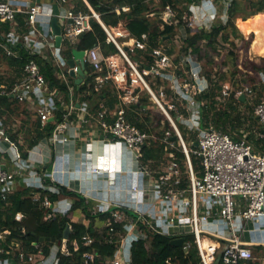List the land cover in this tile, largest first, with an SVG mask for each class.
I'll list each match as a JSON object with an SVG mask.
<instances>
[{
    "label": "built area",
    "instance_id": "built-area-1",
    "mask_svg": "<svg viewBox=\"0 0 264 264\" xmlns=\"http://www.w3.org/2000/svg\"><path fill=\"white\" fill-rule=\"evenodd\" d=\"M56 1L60 4L58 12L41 2L29 3L27 7H22L11 0H0L1 20L10 22L12 27L19 28L18 14H25L26 27H30L29 32H23L24 34H18L19 30H16L17 32L10 30L11 32L4 34L0 41V47L8 55L17 54L14 49L16 46H22L30 55L24 64L21 80H18L10 90L8 86L0 84V94H11L21 103L35 104L36 115L42 127L55 117L58 109L64 112L63 121L57 123L49 137L41 139L29 150L26 157L22 153L17 154V146L8 135L6 122L0 117V208H3L9 196L16 191L19 181L26 180L28 176L44 177L45 174L35 169L39 164L44 166L50 162L53 159L52 153L57 156L64 155V148L70 141L68 132L73 124L71 116L78 109L74 99V87L70 85L67 74V71L70 73L72 69L68 65V60L55 54L57 58L53 59L55 64L52 65L55 73L69 84V101L66 100L62 91L51 90L36 59L37 56H44L43 47L50 50L56 47L55 38L39 24L41 18H48V20L53 17L58 18L62 29V42L75 45L79 36L91 29L90 20L95 17L107 33V42L113 43L118 52L105 55L101 46L95 45L83 51L81 61L86 66L89 64L92 67L96 91H100L111 82L122 90L120 102L113 109L104 106L98 112L96 117L98 126L106 140L123 142L134 153L138 172L143 177L152 178L154 192L158 198L157 204L154 205L157 209L154 211L145 213L129 209L134 216L128 215L122 205L112 206L106 200L99 202L94 211L96 213L110 212L112 215V219L107 220L110 234L106 238L109 242L118 243V249L110 262L129 264L133 242L147 239L150 233H159L174 239L193 234L202 264H212L219 251L224 264H248L250 261H255L256 257L251 246L242 242L241 234L246 231L248 222H255L264 216V151H258L247 139L234 140L229 133L213 125L209 128L203 127L205 102L200 100L199 95L209 88L203 62L193 56L191 49L185 53L180 52L189 36V29L210 31L218 19L227 22L233 0H197L191 4L184 2L185 4L181 5L183 7L182 22L178 18V9L168 4L161 11L160 18L164 24L174 25L180 22L179 31L173 37L177 47L171 54L163 47L154 48L151 52L154 60L146 64L143 56L138 54L140 51L149 49L147 33L142 34L141 37H135L122 22L117 26H107L88 0L84 1L92 14L76 11L70 0ZM152 1L156 4L159 0ZM207 6H210L212 10ZM219 6H222V14ZM123 9L127 10L128 7L125 6ZM147 15L153 17L156 12L150 11ZM73 69L77 72L78 66L75 65ZM178 70H183L184 76L179 75ZM150 76H159L170 82L172 90L188 113L187 115L178 114L180 122L190 132H197L194 146L186 142L170 113V110H177L176 105L168 103L166 107L163 104L151 87L148 78ZM260 76L264 83V74ZM143 91H148L152 95V99L170 120L182 151L186 155L185 170L177 162L175 152L168 148L166 149L169 151L166 167L158 176H154L147 167L141 165L144 146L147 145L151 135L128 120L126 106L137 103ZM229 91L230 87L225 85L221 95L229 96ZM253 91L251 87L242 89L236 92V96L247 95L250 98V95L253 96ZM88 113L89 110L86 109L84 123H90V118L93 116ZM255 113L264 126V98L256 105ZM171 135V131L167 130L164 140L169 142ZM261 135L264 137V133ZM46 147H51L50 161L45 151ZM171 147H174V143H171ZM193 156L201 160L200 170L194 167ZM92 171L105 179L114 177L116 173L112 166L108 168L93 166ZM51 177L52 181L56 182L55 177L53 175ZM42 189L50 191L49 189H56V186L43 184ZM134 190L142 189L134 186ZM41 195L42 192L38 191L34 196ZM42 206L47 210L46 219L50 220L65 215L71 210V206L61 207L58 201L51 200L48 195L44 196ZM122 220L126 221L123 233L118 232L116 228ZM69 227L72 231L71 224ZM19 229L21 235H24L25 226ZM9 235H11L10 228L1 229L0 241L7 242ZM207 235L220 240L222 246L220 248L213 245L204 246ZM94 241L95 238L90 234L83 236L85 245H90ZM32 245L38 250L39 256L44 255L40 242H33ZM191 245L190 241L184 242L186 250ZM8 246L7 248L0 246V264H57L58 255H72L79 250L80 241H70V238L64 236L61 243L54 245L49 255L38 262H36L37 254L34 251L23 249L22 239H13ZM2 254L7 257L1 258ZM95 257L96 254L93 251L84 254L86 263L94 261Z\"/></svg>",
    "mask_w": 264,
    "mask_h": 264
},
{
    "label": "trees",
    "instance_id": "trees-1",
    "mask_svg": "<svg viewBox=\"0 0 264 264\" xmlns=\"http://www.w3.org/2000/svg\"><path fill=\"white\" fill-rule=\"evenodd\" d=\"M70 1L74 4L76 11L92 14L84 0ZM88 1L96 12L100 14L101 19L107 26H117L122 22L135 37H141L144 33L149 35V49L140 51L138 54L139 56H143L146 64V62H152L154 60V57L151 56V52L156 47H163L164 50L170 54L175 51V46L169 47L167 43L170 42L179 31V24L182 22L183 11L181 5H183L185 1L191 4L197 0H159L157 4H154L152 0ZM168 4L178 9V18L180 20L178 24H164V21L160 19L159 15L161 11H163ZM125 6L128 7L127 10L123 9ZM150 11L156 12V15L148 17L147 14ZM241 13H244L243 20L246 24L245 28H247V30L253 28L256 20L260 15L264 14V0H245V4H243L241 0H233L229 9V19L227 22L218 19V22L210 31L205 29H189V36L186 38L185 44L180 52H188V50L191 49L193 56L203 62L205 69V64L210 60L211 50H214L218 55L221 42L234 43L232 34L238 38L243 37V35L239 34L235 23V18ZM17 19L24 28L26 15L18 14ZM90 23L91 29L79 36L75 45H69V50L67 51L68 57L73 55L75 50L84 51L95 45H100L105 55L118 52L117 47L113 43L107 42V33L101 23L95 17L91 18ZM10 29V22H5L0 19V40H2L4 33H8ZM25 29L26 28H24L23 31ZM229 29H231V31H229ZM253 33L255 37L258 35L257 32ZM14 49L17 51V54L8 55L4 52L2 47L0 48V58L8 65L12 72L8 78L0 76V84L8 86L9 90L23 77L24 64L30 58L29 52L22 46H16ZM255 52L256 54L264 55V51L256 50ZM229 54L237 58V54L234 52L230 51ZM36 59L41 66L42 72L51 90L62 91L68 96L69 84L61 79L58 73H55L53 65L42 58ZM177 61H179L178 58ZM237 66L238 64L235 65V68ZM252 68L255 74L246 79V84L250 85L253 90L260 89V83L262 82L260 75L264 74V59L263 64L252 63ZM236 69L235 72H237ZM86 70L89 72V75L79 89H77L75 85L74 78L70 75L69 71H67L70 85L74 87L75 95L80 96L81 100H103L107 106L114 108L116 104L120 102L122 90L118 89L117 86L111 82L105 85L100 91H96L93 82L94 76L92 75L93 69L88 64ZM178 73L184 76L183 70H178ZM207 76L210 81L209 88L206 92L199 95L200 100L205 102L202 119L203 127L209 128L213 125L217 129L229 133L236 141L243 138H247L248 141H251V139L253 140L255 135L253 133L245 134L243 130H246L245 124L248 121H256L257 117L254 114L255 104H258L264 95L260 98L257 96L254 104L248 100L247 95L237 97L236 91H232L228 103L222 106L219 104L218 98L221 95L223 85L220 84L219 80H214L209 74H207ZM148 78L152 89L166 107L170 102L176 105L177 110H170V113L179 126L186 142L194 146L193 142L197 139V132L193 131L188 135V128L180 122L178 114L183 113L187 115L188 113L177 94L172 90L170 82L159 76H150ZM162 85L164 87L160 90V86ZM261 87L264 89V83ZM19 104L25 103L19 102L11 94H0V117L6 120V116L12 112L14 113L15 107L19 106ZM154 107L159 106L152 99V95L148 91L141 92L140 99L137 103L126 106L128 120L151 135L147 145L144 146L143 160L153 168L158 167V164L164 156L165 147L167 145V142L164 140L166 131L170 130L172 135L169 137L168 143H174L172 150L177 156V162L185 170L186 155L182 151V147L178 146L179 139H173L174 136H176V132L170 120L162 111L161 117L155 116L153 112ZM242 108L248 111V114L242 111ZM100 109V103H97L93 108V112L98 114ZM26 110V108L23 110L24 115L27 113ZM63 113L62 109H58L55 117L52 118L45 127H42L39 118L35 117L36 122L32 124L28 135L25 136V141L29 147L37 144L41 139L49 137L57 123L63 121ZM259 142L263 143L262 148H264V137L260 138ZM24 155L26 156L27 153H24ZM192 161L194 167L200 170L201 160L193 156ZM185 183L186 181L184 184ZM61 190L64 194L76 197V201L67 214L60 215L52 220L46 219L47 210L42 206V201L45 195H48L51 200L55 201L58 198L57 194L43 190L41 191V196L35 197L30 195L29 189L26 188H21L12 193L3 208H0V230L3 228L11 229V235L8 236L7 242L0 241V246L7 248L9 247L8 244H10L13 239H22L23 249L26 251H34L37 254L36 262H38L49 255L54 245L61 243L66 227L71 224L72 231L70 241H80V248L69 256L59 254L57 264H112L110 260L114 257L118 249V243L109 242L106 238V236L110 234L109 228H106L103 235L97 236L91 224L86 226L82 222L73 221L75 210L81 206L85 209V213L89 219L95 217H101L104 220L112 219L111 213L101 212L98 215H92L88 209L86 200L81 195L64 187L61 188ZM124 211L128 215L134 216L131 210L124 208ZM125 222V220H122L116 225L118 232H125ZM21 226H25L26 228L24 235H21V230L19 229ZM86 234H90L95 238V241L90 245H85L83 243V236ZM41 237L50 238V241H41ZM53 238H55V241L52 240ZM182 238H184L185 242H192L188 250H186L184 246H177L174 244V237L159 233H150L147 239H139L133 242L129 264H202L199 248L194 241V235L188 234ZM36 241L40 242L42 245L44 255L39 256L38 250L32 245V243ZM210 243L211 241L208 239L204 240V246L209 247L211 246ZM254 248L256 250H261L264 246L257 245L254 246ZM88 251H93L96 257L94 261L86 263L84 254ZM6 257L5 254L1 255V258ZM212 264H224L221 251L217 253L216 260ZM248 264H260V262L255 260L250 261Z\"/></svg>",
    "mask_w": 264,
    "mask_h": 264
},
{
    "label": "crops",
    "instance_id": "crops-1",
    "mask_svg": "<svg viewBox=\"0 0 264 264\" xmlns=\"http://www.w3.org/2000/svg\"><path fill=\"white\" fill-rule=\"evenodd\" d=\"M11 1L15 2L16 4H20L22 7H27L29 3L41 2L47 5V7L52 8L55 12H58L60 5L56 0H11ZM208 8L212 10L210 6ZM54 20H56L57 25L61 27L60 22L56 17H53L50 20H48V18H41V22L39 23L41 24L42 28H46L49 31L50 35L55 38L54 41L56 47L54 50L52 49L53 51L50 50L49 48L43 47L42 50L44 56L43 55H42L43 57L37 56V58H42L49 63H51L52 61L51 64H55L53 59L55 58L54 60H56L57 56H61L66 60L72 59L74 57V54L69 57L67 56V51L69 50L68 44H65L64 42H62V40L59 45L57 44L58 35L54 33V23H55ZM20 26L19 28L15 26L14 27L11 26L10 30L11 31L19 30L18 34H24L23 32L25 33L29 32L30 27L28 28L26 27V22L24 27L26 29L24 31H23L24 28L22 27L21 24ZM52 53H54V55ZM55 54H57V56ZM207 80L210 85V81L208 78ZM260 84L261 85L263 84V80ZM163 87H164L163 85L160 86V90H162ZM65 97L66 100L69 101V96L65 95ZM226 97L228 96L220 95L218 99L220 101H223L224 99H226ZM247 98L252 103L250 98L249 97ZM74 99L76 100L78 109L74 111L71 116L73 120V124L71 125L72 127L69 129L68 132L70 136V141L64 148V155L57 156L55 153L51 152L50 150L51 147L48 148L46 147L45 151L46 154L48 155V160L50 161L52 159L50 155L52 153L53 155L52 160L54 161L51 160L44 166L39 164L35 169V171L45 174L44 177L41 178L39 176L37 177L28 176L26 180H21L17 183L16 191L21 188H26L29 189L30 195L34 196L38 191L44 190L42 189L43 184L44 185L47 184L49 186H56V189H49L50 192H53L58 195V198L55 201H58L61 207L71 206L72 208V206L76 201V197L68 194H64L61 190V188L64 187L70 191L76 192L77 194L81 195L86 200V204L88 205V209L90 210V212L92 210L91 212L92 215L99 214L96 213L94 210L95 208H97L99 202L102 200H106L112 206H115V204H119L122 205L124 208L137 210L145 213L156 210L157 207L154 205L157 204L158 198L154 192V185L152 178L148 176L145 177L141 176V174L138 172V165L136 164V161L134 159V153L126 146V144H124L123 142H111L109 140H106L102 130L98 126L96 120L97 114L93 112V108L95 107V105L97 103H100L101 109L104 106L107 107L108 109H113V108L107 106L105 104V101L103 100L102 101H99L97 99H93L92 101L84 100V99L81 100V97L75 95V93H74ZM26 105H27V109H33L32 117L33 116L37 117L35 104L28 103ZM86 109L89 110L88 114L93 115L90 118V123H84L83 121ZM254 114L257 117L255 111ZM252 123H256V124L258 123L260 124V126L257 127L256 124H252ZM246 125H248V127H246ZM245 127L246 130L245 129L243 130L245 134L253 133L255 135V138L250 142L253 143V145L258 151H264V148L258 145L255 141V139L259 140L260 138H263L261 134L264 133V126L260 122L258 117L254 122L248 121L245 124ZM29 131L30 130H28V133ZM7 132L10 139L17 146L16 148L17 154L22 153V155L25 156L24 153H28L29 150H31L35 145L39 143L38 142L32 147H29V145L25 141V136L23 133H21L20 129L10 131V127L7 126ZM171 143L173 142L170 143L167 142L164 156L160 161V163L158 164L157 168H161V169L156 170L157 168H153L148 163H145L143 158L141 160L142 161L141 165L147 167L153 173L154 176H158L166 167L168 161L167 153L169 152L166 149L168 148V150H172ZM49 166H51V168H49ZM93 166H99L101 168H108L109 166H112L116 171L115 176L107 179L101 178L100 176H97L96 174L93 173L92 171ZM51 175L55 177L56 182L52 181ZM134 186H138L142 190L135 191ZM80 210L82 212L81 215L82 217L79 218L74 216L73 221L82 222L86 226H89L91 224L97 236L103 235L106 231L108 221L102 219L106 223L105 224L98 223L96 221L97 217L91 219L87 217L83 206L78 207L75 210V212ZM104 225H105L104 229H101V227ZM205 239H207V236H205ZM241 239L242 242L248 243L251 246V248L257 245L264 246V216H261L255 222L254 221L248 222L246 224V231L241 234ZM208 240L211 241L210 245L216 246L218 248L222 246V242L217 238L210 237ZM261 250L263 251L264 248ZM257 261H259L260 264H264V258L262 259V261L260 260Z\"/></svg>",
    "mask_w": 264,
    "mask_h": 264
},
{
    "label": "rangeland",
    "instance_id": "rangeland-1",
    "mask_svg": "<svg viewBox=\"0 0 264 264\" xmlns=\"http://www.w3.org/2000/svg\"><path fill=\"white\" fill-rule=\"evenodd\" d=\"M186 2V1H185ZM243 4H245V0H241ZM159 3V1L157 2ZM156 3V4H157ZM153 4V3H152ZM185 4V3H184ZM220 13H223L222 6H219ZM258 14V13H257ZM261 16V15H260ZM160 17V15H159ZM244 13L239 14L238 17L235 18L236 27L238 29L239 34L243 35V37H236L232 34V39L234 40V43L231 42H221L219 45V54L217 55L214 50H211V56L209 62L205 64V70L204 74L206 77L207 74H209L214 80H219L220 84L230 87L229 96L226 97L223 101H220V105H225L229 101V97L231 95L232 91H240L242 89H249L250 85L246 84V79L250 78L251 76H254L255 71L252 68V63L257 64H263L264 55L256 54V52L252 49L253 43L260 34V30L257 29V27L254 26L251 29L245 28V22L243 20ZM161 19V18H160ZM231 31V29H229ZM253 32H257L258 35L255 37V34ZM175 45V48L177 47V43L173 41V39L168 42L169 46ZM67 47V45H66ZM232 51L235 54H237L236 57H232L229 52ZM185 53V52H184ZM225 64V65H224ZM238 64V66L235 68V65ZM235 69L237 72H235ZM12 72L10 71L9 67L5 62L0 58V76L4 78H8V76ZM248 92V91H247ZM222 94V93H221ZM264 95V89L260 86V89H256L253 91V96L250 95V100L252 103L255 104V98L258 96L259 98ZM264 98V97H263ZM223 99V98H222ZM257 104H255L256 107ZM27 109L26 104H19V106L15 107V112L8 114L6 116V125L10 127V131L14 130H21V133L24 134V136H27L28 130L31 129L32 124H34L36 121V118L33 116V109H27L26 115H24L23 110ZM242 111L246 112L248 114V111H245L244 108H242ZM255 111V110H254ZM153 112L155 116L161 117V108L154 107ZM28 116V118H27ZM27 118V119H26ZM256 124V123H252ZM256 126H260V124H256ZM248 127V125H246ZM187 134L190 135L191 132L189 129H187ZM252 140V139H251ZM256 143L263 146V143L259 142V140H256ZM178 146H181L180 143ZM51 168V166H49ZM161 169L157 168L156 170ZM92 212V210H91ZM82 212L77 211L75 212L74 216L81 218ZM96 221L98 223L105 224L106 222L102 220V218H96ZM105 225L101 227V229H104ZM210 236L207 235V239H209ZM253 254L255 255L257 260L262 261L264 258V250H256L254 247H252Z\"/></svg>",
    "mask_w": 264,
    "mask_h": 264
},
{
    "label": "water",
    "instance_id": "water-1",
    "mask_svg": "<svg viewBox=\"0 0 264 264\" xmlns=\"http://www.w3.org/2000/svg\"><path fill=\"white\" fill-rule=\"evenodd\" d=\"M54 33L57 34V44L59 45L61 40H62V36H61V27L57 25L56 20H54ZM84 55L83 51H79V50H75L74 51V58L69 59L68 60V65L72 68L70 71V75L75 79V85L77 87V89H79L81 87V85L85 82L88 72L86 70V65L85 63H83L81 61L82 57ZM75 65L78 66V70L77 72L74 71L73 67H75ZM174 140L177 139V136H174L173 138ZM71 235V229L69 227V225L66 227L65 231H64V236L66 238H70ZM41 241H50V238H44L41 237L40 238ZM53 241H55V238L52 239ZM184 238H177L173 240V243L176 244L177 246H184Z\"/></svg>",
    "mask_w": 264,
    "mask_h": 264
},
{
    "label": "bare ground",
    "instance_id": "bare-ground-1",
    "mask_svg": "<svg viewBox=\"0 0 264 264\" xmlns=\"http://www.w3.org/2000/svg\"><path fill=\"white\" fill-rule=\"evenodd\" d=\"M255 26L260 30V34L256 37L252 49L254 51H264V14L256 20Z\"/></svg>",
    "mask_w": 264,
    "mask_h": 264
}]
</instances>
